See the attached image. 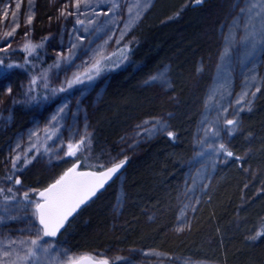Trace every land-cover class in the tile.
I'll list each match as a JSON object with an SVG mask.
<instances>
[{
    "label": "rangeland",
    "instance_id": "1",
    "mask_svg": "<svg viewBox=\"0 0 264 264\" xmlns=\"http://www.w3.org/2000/svg\"><path fill=\"white\" fill-rule=\"evenodd\" d=\"M16 3L21 4L15 17L19 27L15 35L7 39L3 38L4 33L15 27L8 22L13 17L9 13L8 21H5L0 11V57L13 55L10 60H5V64H24L25 58L29 62L24 67L11 70L0 68V162L3 167L0 187L11 186L17 190L16 199L6 204L0 196V239L5 244L9 238L16 240L14 247L20 255H24L27 247L31 246L30 241L36 238L35 232L40 226L34 215V204L29 205L23 194L29 191L31 199L35 200L31 190L41 189L54 181L75 161L71 157L64 158L70 139L75 143L83 135L89 137L88 150L79 157L84 165L82 168L97 169L98 161L104 162L107 167L125 157L129 159L143 144L167 133H150L148 130L155 122L167 124L168 131L173 126L178 129L179 126L174 123L176 109H182L186 121L179 133L185 149L179 163L185 169V175L175 191H168L167 206L149 204L141 207L137 217L148 227L161 224L162 237L171 242L162 244L149 239H125L132 200L128 181L120 171L96 200L92 199L74 215V221H84L79 229L78 226L71 233L73 243L78 246H73L67 233L56 238L44 237L42 245L51 244L52 249L48 254L38 252L36 264H67L69 257L78 258L81 255L106 258L110 264H264V255L260 253L261 247H264V235L257 236V233H264V161L256 159L254 153L256 144L264 147V129L258 131L245 120L246 115L258 108L257 102L263 97L264 44L258 45L250 55L249 41L244 39L249 32H260L264 28V0H201L200 3L196 0H0V10L8 5L15 10ZM66 3L69 5L68 12H76L79 3L84 12L80 16L85 21L83 26L76 25L75 15L58 19ZM252 4L256 7L252 9L249 21V14L241 12V9L247 10ZM105 12H108L107 16ZM29 15L33 16L30 26L27 25ZM86 17L94 18L88 32L83 31V27L88 26ZM186 27L192 28L191 31L195 32L193 38L200 40L204 49L196 54L193 60L196 65L187 70L185 92L177 93L172 84L171 59L177 58L174 54L162 57L151 66L152 70L149 68L136 79L134 87L144 95L141 101L138 98V102L147 104L149 101L153 104L151 110L140 109L136 102L139 95L118 101L105 97L108 77L115 69L104 71L92 87L81 90L77 86L70 93H61L47 103L31 102L24 95L34 75L38 77L39 87L32 95L44 94L39 77L45 70L47 76L52 77V85L60 86L65 80L63 67L57 69L50 66L60 57L68 55L73 41L83 46L77 49L80 56L74 58L76 64L81 61L88 63L79 70L75 67L68 70L69 79L82 77L92 69L95 70L91 72L93 75L98 70H104L100 63L105 58L118 60L122 55L118 47L122 49L124 45L128 47L138 42L140 35L148 30H167L181 38ZM29 29V35L25 36V31ZM121 30L124 32L123 39L120 38ZM117 39H121L119 46ZM257 39L260 37L257 36ZM26 43L30 45L29 50L23 51ZM85 47L87 55H83ZM130 56L127 54V60L119 69L140 64ZM158 73H164L161 81L146 84ZM8 85L13 89L11 95L6 92ZM237 99L241 100V105L236 104ZM65 100L70 105L66 120L57 127H49V118ZM241 106L243 111H238ZM225 107L229 108L228 113L223 112ZM226 119H236L239 123L228 126L224 122ZM145 121L149 123L145 125ZM202 121L205 122L203 126ZM229 127L234 130L231 136L227 134ZM208 128L213 131L219 129L220 137L210 136L201 146L197 142ZM77 131L80 135H75ZM30 133H35L31 141ZM219 142L225 143L230 151L239 153L241 162L221 156L220 159H228V163H220L206 151L207 143H215L218 147ZM17 145L20 147L17 148ZM17 153L22 158L18 163L19 170L13 172L11 161ZM24 154L31 161L26 166ZM236 162L240 164L236 169L239 179L226 227L220 224L216 227L215 223L203 227L199 224L201 229H196L197 241L181 246L194 231V217L198 210ZM9 175L19 176L21 185L7 181ZM102 196L104 205L92 208L91 226L99 223L103 205L106 217L104 229L110 238L79 247L89 235L86 211ZM94 232L99 233L100 230ZM251 237L257 238L253 240ZM217 244L220 247L227 244V248L219 253L215 250ZM241 246L247 249L244 262L231 258L224 251L241 250ZM66 250H70L68 255L61 257ZM116 257L122 259L116 260Z\"/></svg>",
    "mask_w": 264,
    "mask_h": 264
},
{
    "label": "trees",
    "instance_id": "2",
    "mask_svg": "<svg viewBox=\"0 0 264 264\" xmlns=\"http://www.w3.org/2000/svg\"><path fill=\"white\" fill-rule=\"evenodd\" d=\"M191 30L192 28L186 27L181 38H178V36L175 35V32L167 30L161 31L159 29L148 30L146 33L144 32L141 34L138 42L131 43L128 46L129 51L127 53L131 55L130 57L133 60H137L140 64L137 66L131 64L121 69L115 68V71L108 77L106 87L107 93L105 97H110V101H118L125 100L129 96L133 97L135 95H139L136 98V102L139 104L138 106H141L140 109L151 110L153 104L149 103V101L147 104L138 102V98H140L139 100L141 101L143 98L142 96L144 95L135 89L134 85L136 79L148 72L149 68H151L156 61L162 57H172L173 54L176 55L177 58L176 60L171 59V62L173 63L171 71L174 74L175 79L172 80V84L177 93L179 91L181 94L182 91L185 92L187 83L184 80L187 75V70L194 65L193 60L196 54L204 49L200 40H196L195 37L193 38V33L195 32ZM12 56L13 55H6L3 58H5V60L9 58L8 60H10ZM14 60L17 59L14 57ZM106 60L107 58L100 63V65L104 68L109 66L105 64ZM94 71V69L91 70V72ZM263 101L264 91L263 97L257 102L258 108L245 116V120L250 127H253L258 131L264 129V108L262 109ZM176 110L177 114L174 123L179 127L177 129L173 126L171 130L176 134L175 139L170 140L167 133L153 138L149 142L143 144L137 153L127 159L125 166L121 170V173H123L126 181H128V191L129 194H131L132 200V203L129 205V212L131 213V217L129 216V218H131L129 220V230L125 236L127 241H131L133 239L140 240L141 238L142 240L145 239V241H148L149 239L157 241L158 243L161 242L162 244H168L171 242L170 240H166L162 237L161 224L156 223V225L148 227V225L140 223V219L137 217H139L138 212H140L139 210L141 207H146L149 204H159V206L165 207L167 193L168 191H173L171 187L174 179L176 178V173L178 174V170H180L178 159L185 149L183 141L180 138L181 134L179 133V130L183 125H185L186 119L181 113L182 109ZM254 150V153L256 152V159L259 158L264 161V147H260V144H256ZM238 154L239 153H234V156H239ZM233 161H235V159H233ZM238 162H241V160ZM239 165L240 164L237 163L234 167H230L224 179L219 184H216L212 195L202 204L201 208L195 215L193 233L184 240V243H182L181 246H186L187 243L193 244L195 240L197 241L195 236L197 234L196 229H201L199 224H202L203 227V225L206 224L213 226L215 223L216 227L220 225H224L223 227H226L225 224L229 221L228 215L232 211L235 199L234 193L236 192L238 185L237 182L239 178L237 177L238 172L236 169H238ZM2 168L3 167L0 162V175L2 173ZM98 196L99 194H97L94 199L96 200ZM104 201L105 199L103 196L100 197L96 203L93 204L88 211H86V230L89 231V235L86 240L81 243L82 245H79V247H85L87 244L101 242L110 238V235H108L104 229L106 220L103 211ZM102 203L103 205L99 223L92 227V208ZM74 217L75 216H73L65 224L57 236L59 237L62 233H67V236L73 246L76 244H74L71 239V233L73 229H76L78 226L79 227L77 229H79L80 224L84 222L81 220L74 221ZM96 229L100 230V232H94ZM172 244L175 245V242L173 241ZM224 245L223 247H220V245L217 244V248L215 250L220 253V250L222 251L223 248H227V244ZM240 249L241 250L237 251H228V249H226L224 251L228 252L231 258L244 262L247 257V249L244 247L242 248V246ZM260 253L264 255V247H261Z\"/></svg>",
    "mask_w": 264,
    "mask_h": 264
},
{
    "label": "snow or ice",
    "instance_id": "3",
    "mask_svg": "<svg viewBox=\"0 0 264 264\" xmlns=\"http://www.w3.org/2000/svg\"><path fill=\"white\" fill-rule=\"evenodd\" d=\"M197 3H200L201 0H196ZM87 7V6H85ZM256 7V4H252L251 8L249 9H241V12L247 11L249 14V21L252 19V9ZM21 8L20 3H16L15 10H12L11 6H5L2 10L3 17L5 21H8L9 13H11V16L13 19L11 21H8L9 23L15 25V27L12 28L11 31H6L4 33V39H7L8 37H12L15 35L16 28L19 27V25L16 23L15 17L17 16L19 10ZM69 5L66 3L64 5V8L60 10V15L58 17L61 18H67V15H75L77 17L76 19V25L77 26H83L85 21L80 19L81 15H84V12L81 11L79 3L76 5V12H68ZM113 8H115V5H113ZM98 15V14H97ZM105 16L108 15V12L104 13ZM87 25L86 27H83V31L88 32L89 27H91L94 23V18H87ZM33 21V16L29 15L27 17V25H31ZM248 25L245 24V28H247ZM79 29H74V31ZM99 30V29H97ZM30 32L29 30L25 31V36H28ZM124 32L123 30L120 31V38L123 39ZM257 36L260 37V39H257ZM250 37V39H249ZM111 40L112 37H109ZM121 39L116 40V44L119 46ZM245 40L249 41L251 52L250 55L253 54L258 45L264 44V28L261 29L260 32L251 31L249 32L245 37ZM11 45L9 44V48ZM30 45L26 43L23 47V51H28ZM83 46L81 44H78L76 42H72L69 47L68 55L60 57V53H57V56L60 57L59 60H57L53 65L50 66V68H57L60 69L63 67L64 73H65V80L60 83V86L57 88L52 85L51 80L52 77L47 76V70H45L44 73L41 74L39 77L40 80L43 83L44 87V94L43 95H32L33 91H36V89L39 87L37 84V76H33L30 80L27 91L24 93L25 97L35 103H47L54 98L58 97L61 93H70L71 90L76 88L77 86L80 87L81 90L90 88L94 85L95 81L100 78V76L103 75L104 71H111L115 68H118L122 65V63L127 60V53L129 51L127 45H124V47L121 49L118 47V51L122 53L121 57L118 60H113L111 57H108L105 61L106 65H111V67H106L102 71H97L95 75L92 73H85L82 77H75L73 79H69L67 76V71L70 70L72 67L77 68L79 70L80 68L84 67L88 61H81V63L76 64L75 59H78L80 56V53L77 52V49L82 48ZM88 54V49L85 47L83 51V55ZM28 59L25 58L24 64H16V63H7L5 64V58L0 57V68H7L9 70L17 67H24L28 64ZM164 77V73H158L157 75H154L151 77L149 81H146V84H152L157 81H161ZM58 78V73L57 77ZM257 91H260L259 88H257ZM6 92L11 95L13 92V89L10 85L6 86ZM246 95V93H245ZM253 96L255 93L252 94ZM250 104L251 101H248ZM237 105H241V100H236ZM207 106V105H206ZM70 110L69 103L65 100L62 102L58 107L57 110L52 114V116L49 118L48 125L49 127H57L60 125L61 121L66 120V114ZM250 110V109H249ZM229 108L225 107L223 108L224 113H228ZM238 111H243V107L241 106ZM75 119V116H74ZM225 124L228 126L237 125L239 123L236 119H226ZM149 122L145 121V125H147ZM205 122L202 121V126ZM63 131V127H61V132ZM152 134H161L163 132H167V136L170 140H174L176 134L173 131H168L167 124L157 121L153 124V127L148 130ZM233 129L229 127L227 129V134L231 136L233 134ZM35 135V133L29 134V140L31 141L32 136ZM75 135H80V133L77 131ZM212 138H219L220 137V130L217 129L216 131H213L212 128H208L206 131H204V137L200 140H198V144L203 146L207 139L209 137ZM88 135L81 136L79 141H76L75 143L70 142L67 144V151L64 153V158L71 157L74 158L75 162L72 163V166L69 167L65 172H63L62 175L59 176L58 179H55L54 182L48 184L47 187L40 189H33L31 190V193L35 195L36 199L32 200L30 197V192L25 191L23 194V199L29 204H34L35 206V213L36 219L38 221V224L40 228L35 232L36 238L30 241L29 247H27L26 252L24 255H20L18 252H16V249L14 245L17 244L16 240L8 239L7 244L4 243V240L0 239V253H2V256H0V264H24L25 261H28L29 264H36L37 260V253H44L48 254L50 249H52L51 244H47V246L42 245V241L44 237H56L57 233L65 226V224L69 221V218L72 217L75 213L78 212V210L85 205L90 199L95 197L97 193L103 189L106 185V183L110 180H112L115 175L119 173V171L122 169L124 164L127 161V157L125 159L120 160L119 163H113L111 167H105L104 162H97V170L96 171H78V168L83 167L84 165L80 161V155L83 154L84 151L88 150ZM20 145H17V148H19ZM206 151L211 153L214 157L219 159L220 163H228V159H220L221 156L235 159L237 161L241 160V157L234 156V153L229 150L228 146L223 143L219 142L218 147L215 143H207ZM203 154V153H200ZM21 154L17 153L15 157L12 158V170L13 172L18 171V163L21 160ZM24 165L26 166L31 161L27 157V154H24ZM215 163V160L213 161ZM103 169V170H101ZM7 181L12 182L14 181L15 185H21L22 181L19 176H13L9 175L6 177ZM206 187V186H205ZM16 192L17 190L14 189L11 186L8 187H0V196L3 197V203H7L9 200L16 199ZM35 227V225H33ZM264 235V233H257V236ZM257 237H251V239L255 240ZM19 243L23 244L24 241H19ZM68 251L66 250L61 254V257L67 256ZM13 253H16L13 255ZM84 259V258H81ZM81 259H76L73 257H69L67 264H81ZM122 259L121 257H116V260ZM94 264H110L109 259L102 258L94 261ZM114 264V262H113Z\"/></svg>",
    "mask_w": 264,
    "mask_h": 264
},
{
    "label": "water",
    "instance_id": "4",
    "mask_svg": "<svg viewBox=\"0 0 264 264\" xmlns=\"http://www.w3.org/2000/svg\"><path fill=\"white\" fill-rule=\"evenodd\" d=\"M74 162H75V161H74ZM117 163H119V162H117ZM71 166H72V163H71V164H70V165H69V166H68L63 172H65V171H66L69 167H71ZM111 166H112V164L109 165V166H107V167H111ZM124 166H125V164H124ZM124 166H123V167H124ZM123 167H122V169H123ZM122 169H121V170H122ZM101 170H103V169H101ZM121 170H120V171H121ZM78 171H96V169H91V168H78ZM120 171H119V172H120ZM63 172H62L60 175H62ZM60 175H59V176H60ZM115 176H116V175H115ZM58 178H59V177H58ZM58 178H56V179H58ZM113 179H114V178H113ZM113 179H112V180H113ZM112 180L108 181V182L106 183L105 187H104L103 189H101L98 193H100L101 191H103V190L106 188V186H107ZM52 182H54V181H52ZM52 182H50V183H52ZM50 183H49V184H50ZM47 186H48V184H47L45 187H47ZM45 187H43V188H45ZM43 188H42V189H43ZM42 189H40V190H42ZM98 193H97V194H98ZM93 198H95V197H93ZM93 198H92V199H93ZM92 199H90L87 203H89ZM87 203H86V204H87ZM86 204H85V205H86ZM85 205H83V206H85ZM83 206H82V207H83ZM82 207H81V208H82ZM81 208H80V209H81ZM80 209H79V210H80ZM79 210H78V211H79ZM75 214H76V213H75ZM75 214H74V215H75ZM74 215H73V216H74ZM73 216H72V217H73ZM72 217H70L69 219H71ZM36 220H37V219H36ZM37 223H38V221H37ZM38 225H39V224H38ZM61 230H62V229H61ZM61 230H60V231H61ZM60 231H59V232H60ZM59 232H58V233H59ZM58 233H57V234H58ZM47 238H54V237H47ZM81 258H84V259H81ZM76 259H81V264H94V261H95V260H98V259H96V258H93V257L89 256V255H81L80 257H78V258H76Z\"/></svg>",
    "mask_w": 264,
    "mask_h": 264
},
{
    "label": "bare ground",
    "instance_id": "5",
    "mask_svg": "<svg viewBox=\"0 0 264 264\" xmlns=\"http://www.w3.org/2000/svg\"><path fill=\"white\" fill-rule=\"evenodd\" d=\"M196 58V57H195ZM171 65H173V63L171 62ZM196 64H194L193 65V67L195 66ZM155 68V67H154ZM153 68H151V70H152ZM170 77H171V80H175L174 79V74L171 72L170 73ZM173 77V78H172ZM185 81V80H184ZM180 158L178 159V164H179V169L180 170H178L179 172H178V174L176 173V178L174 179V181H173V184H172V187H171V189L173 190V191H175L176 190V188H177V186L179 185V183L181 182V179H183V177H184V175H185V169L180 165ZM165 206H167V205H165ZM195 218V217H194Z\"/></svg>",
    "mask_w": 264,
    "mask_h": 264
}]
</instances>
